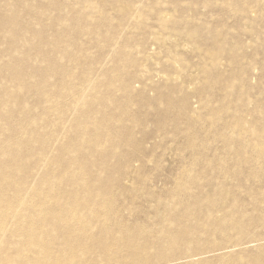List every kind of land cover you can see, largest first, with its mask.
I'll use <instances>...</instances> for the list:
<instances>
[{"label": "bare ground", "instance_id": "obj_1", "mask_svg": "<svg viewBox=\"0 0 264 264\" xmlns=\"http://www.w3.org/2000/svg\"><path fill=\"white\" fill-rule=\"evenodd\" d=\"M113 2H116V10L120 13L130 12V5L123 4L121 0ZM5 16L0 13V28L4 32L20 25L18 17L8 19ZM61 21L62 29L65 22ZM94 21L91 20L90 25L98 29L107 23L106 18ZM158 24L163 30L171 29L187 41H199L200 27L182 30L163 17L159 18ZM72 31H65V34ZM20 35H13L16 46L21 40ZM164 36L152 34L149 45L152 48L147 49L149 53L154 50L153 47L166 48L167 38ZM43 41L42 35L35 34L31 43L42 49ZM67 41L59 39L56 42L68 45ZM143 44L144 41L141 46ZM214 45L215 50L197 47L202 57L198 79L203 87H219L220 92L216 96L222 100L218 107H212L210 100L206 99L205 115L192 118L189 115V98L177 104V86L172 84L163 91L167 95L156 101L166 104L167 111L158 110L154 101L146 103L149 105L147 109L153 113L134 116L126 106L133 105V83L139 81L140 73L133 72L127 81L113 79L87 95V89L94 81L89 77L83 90L71 88L64 92L58 89L56 93L57 105L61 104V99L70 97V107L53 106L51 110L60 120L65 117V112L75 116L72 125L75 139L72 144L61 147L54 156L51 155L50 145L54 138L56 142L59 140L58 134L54 133L47 141L45 135L39 136L41 131L36 130L38 124L46 121L43 102L48 99L49 90L40 89L37 92V104L42 106L40 115H36L33 113L36 105L26 109L25 101L32 84L39 82H34L30 73L26 75L24 71L16 70L26 58L21 56L22 64L8 62L1 67L3 78L10 85H0V264H264V246L255 252H235L248 243L257 242L249 240L260 227L264 228V202L261 197L259 199V191L252 192V204L247 205L239 201L233 188L221 179L211 184L209 191L191 194L192 186L198 187L200 177L193 178L192 172L187 169L176 180L166 200L158 199L160 207L153 213V223L142 218L130 223L125 217L126 208L123 210L126 202H122L130 194V188L123 189L121 193L115 189L125 172L131 170L134 158L143 170L145 163L141 156L144 154L136 150L128 158V163H121L119 167L108 161L110 157L125 155L121 150L124 144L129 149L140 147L133 128L144 126L158 115H167V121L181 124L173 127L172 131L187 135L186 148L192 149L194 165L198 158H207L208 148L202 140L208 142L217 138L222 143V150L229 149L235 154L241 167L237 166L234 172L220 170L221 174L227 176L231 173L243 184L251 181L264 185V127L259 128L255 124L247 127L236 107L231 111L227 105V92L235 88L222 74L212 77L209 72L212 66L217 69V60L227 47L221 46L219 39ZM143 48L145 50L147 44ZM167 50L172 54L176 46H168ZM120 56L113 71L118 77L127 64L124 52ZM166 76L170 79V74L166 73ZM154 84L150 85L152 89L164 87ZM104 89L107 94L103 97ZM116 89L123 92L122 101L114 97ZM140 92L141 96L145 95L144 89ZM241 103L242 97L238 101V104ZM113 105L117 108L112 109L104 119H94L100 107ZM113 110L116 112L114 115ZM256 113L261 114L259 111ZM163 116L157 126L164 129L168 123ZM202 120L209 121L210 126L205 131L200 128L198 134L195 129ZM127 121L133 126L127 125ZM38 142L41 147L36 151L32 147ZM106 144L110 151L104 152ZM244 152H251L253 160L246 161ZM96 155L101 159L93 160ZM205 165L211 166V163ZM245 165L248 168H244ZM120 167L125 171L118 175L114 168ZM43 169H46L45 172ZM95 169L98 176H93ZM134 171L132 169L131 172ZM138 197L133 195V201ZM147 197L154 196L149 193ZM177 207L180 209L177 210ZM249 212L253 216H248ZM227 252H231L230 255H226Z\"/></svg>", "mask_w": 264, "mask_h": 264}, {"label": "rangeland", "instance_id": "obj_2", "mask_svg": "<svg viewBox=\"0 0 264 264\" xmlns=\"http://www.w3.org/2000/svg\"><path fill=\"white\" fill-rule=\"evenodd\" d=\"M121 2L131 6L130 12L123 14L117 11L116 2L113 0H0V13L6 15L5 18L8 19L18 17L20 21V25L11 31L4 32L0 28V85L5 87L10 85L3 78L4 71L1 67L8 62L18 61L22 64L21 56L25 57L23 64L16 70L24 71L26 75L30 73L34 82H39L36 85L31 83L32 87L25 101L26 109L36 105L33 113L40 115L42 105L37 104V92L40 89L49 90L48 99L43 102L46 121L38 124L36 130L41 131L39 136L44 134L47 141L54 133L58 134L59 140L56 142L54 138L51 141L52 156L56 155L61 147L72 144L75 139V133L72 131L75 116L65 112V117L60 120L51 110L53 106L70 107V97L61 99V104L57 105L56 93L58 89H63L64 92L71 88L83 90L86 86L84 82L89 77L94 81L87 89V95H91L96 87L103 86L113 79L127 81L133 72L140 73L139 81L133 83V105L126 106L134 116L141 117L148 112L153 113L147 109L149 105L146 103L154 101V106L158 110L167 111L169 108L166 104L156 101L162 95H167L163 91L172 84L177 86L175 91L177 104L189 98L190 117L199 118L205 115L206 99L210 100L212 107H218L222 100L216 96L220 92L219 87L209 85L203 87L198 79L201 76L202 57L197 49L199 45L205 49L215 50L214 44L217 39L221 41V46L227 47V50L217 60V69L210 67V75L215 77L222 74L229 80V84L233 85L235 90L227 92L226 103L231 111L236 107L247 127L251 124L259 128L264 127V0H121ZM160 17L182 30L200 27L199 41H187L177 36L171 29L163 30L158 24ZM100 18L102 20L106 18L107 21L102 29L90 25L91 20L97 22L101 20ZM61 20L65 22L62 29L59 24ZM75 26L79 28L75 29ZM72 29L71 34H65V31L69 32ZM16 33H21V40L17 46L13 40ZM156 33L165 35L166 48L153 47L154 50L149 53L147 49L152 48L149 47L151 36ZM35 34L43 36L42 49L31 43ZM59 39H67L68 45L57 43ZM143 41V46L147 44L145 50L141 46ZM168 46H176L175 52L169 53ZM122 52L126 55L124 60L127 64L118 77L113 71ZM166 73L170 74V79ZM152 82L164 87L159 90L152 89L153 86H150ZM142 89L145 90L144 96H141ZM105 94L107 91L104 89L102 96ZM114 97L117 101H122L124 94L116 89ZM241 97L242 103L238 104ZM118 105L123 106L120 103ZM100 108L99 114L94 118L96 120L104 119L117 107L114 108L113 105ZM114 110L113 115L116 113ZM257 111L261 114L256 113ZM161 116L163 115L148 120L144 126L133 128L135 140L140 147L129 149L124 144L121 149L125 154L123 157L108 158V161L119 167L121 163L127 164L128 158L136 150H141L144 154L141 156L145 163L143 170H140V163L134 158L131 161L133 165L131 170L125 172V176L115 189L117 193H121L123 189L130 188L126 200L122 199V202H126L123 204V210L126 208L125 217L130 223L141 218L150 224L153 223V213L160 207L158 199L166 200L176 180L187 169L192 172L193 178L200 177L197 181L198 187L192 186L191 194H199L202 190L207 192L211 184L222 179L229 188H233V193L237 195L239 201L251 205L252 192L259 191L261 193L259 199L261 197V201L264 202V185L251 181L243 184L231 173L227 176L221 174L220 170L234 172L237 166L241 167L235 154L229 149L222 150L219 139L213 138L208 142L202 140L203 145L208 148L207 158H198L196 165L199 167H196L192 149L186 148L187 135L172 131L173 127L181 124L167 121L166 115L163 117L166 118L168 125L164 129L160 128L157 124ZM226 118L228 119V116ZM199 124L195 129L198 134L200 128L205 131L210 126L209 121L204 120ZM127 125L133 126L129 121ZM144 134L147 135L143 136ZM199 136L201 138L202 134ZM40 147L41 144L38 142L32 148L37 151ZM102 151H110L107 144ZM243 156L246 161L253 160L251 152H244ZM98 159H101L98 155L93 158L95 161ZM207 162H210L211 166H206ZM244 168L248 166L245 165ZM114 169L118 175L125 171L122 167ZM132 169L135 170L134 173L131 172ZM92 173L93 176L99 175L97 169ZM104 175L107 176L108 173ZM149 193L154 197H147ZM133 195L139 197L133 201ZM179 209L180 207H177V210ZM248 216H253V213L249 212ZM250 241L257 242L248 243L243 249L235 252H255L264 246V228L260 227ZM230 253L227 252L226 255Z\"/></svg>", "mask_w": 264, "mask_h": 264}]
</instances>
